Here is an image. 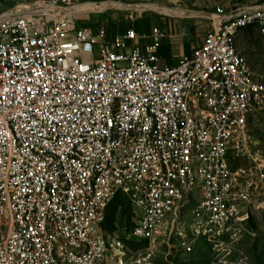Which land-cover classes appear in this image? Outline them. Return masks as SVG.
Returning <instances> with one entry per match:
<instances>
[{
    "label": "built area",
    "instance_id": "obj_1",
    "mask_svg": "<svg viewBox=\"0 0 264 264\" xmlns=\"http://www.w3.org/2000/svg\"><path fill=\"white\" fill-rule=\"evenodd\" d=\"M123 1L0 16V264H156L172 237L229 256L264 211V71L236 42L255 30L264 48V6L217 7L202 45L161 66L159 27L142 46L81 26ZM119 193L124 236L103 227Z\"/></svg>",
    "mask_w": 264,
    "mask_h": 264
},
{
    "label": "crops",
    "instance_id": "obj_2",
    "mask_svg": "<svg viewBox=\"0 0 264 264\" xmlns=\"http://www.w3.org/2000/svg\"><path fill=\"white\" fill-rule=\"evenodd\" d=\"M122 4L108 11L96 12L106 15L108 27L101 21L91 23V15L88 19L86 17L81 26L92 29L103 26L108 39L134 29L142 46L152 43V29L159 27L165 35L157 53L159 63L161 66H173L182 57L191 54L195 48L202 45L206 32L217 17V7L230 12L237 7L264 6V0H162L161 3L155 0H125ZM131 5L133 6L130 7ZM140 5L147 7L139 9ZM134 11L146 13L138 17L134 15ZM121 12L128 14L121 16ZM255 33L257 31L248 30L244 31V38H240V34L237 37V48L246 57L253 55L257 46L263 48L259 35L260 41L257 43ZM249 63L251 65L250 61Z\"/></svg>",
    "mask_w": 264,
    "mask_h": 264
},
{
    "label": "rangeland",
    "instance_id": "obj_3",
    "mask_svg": "<svg viewBox=\"0 0 264 264\" xmlns=\"http://www.w3.org/2000/svg\"><path fill=\"white\" fill-rule=\"evenodd\" d=\"M36 1L38 0H0V16L13 12L22 5L33 4ZM155 1L161 3L162 0ZM121 13V16L128 14L127 12ZM143 13L146 12L134 11V15H138V17H142ZM106 20L105 14L96 13L91 15L90 22L94 24L96 21H101L106 23L105 26L108 27L109 22ZM239 37L244 38V31H241ZM255 39L257 43L260 41L257 33H255ZM252 54L247 55V59L251 62L253 70L256 73L263 72L264 49L257 46ZM108 215L107 228L111 229V232L124 236L130 230L131 206L127 199L122 196L119 197L109 208ZM176 247L177 242L173 237L161 243L158 247L159 256L156 264H264V211L256 212L247 222L243 235L229 256H217L203 246L191 254L182 251L177 252Z\"/></svg>",
    "mask_w": 264,
    "mask_h": 264
},
{
    "label": "trees",
    "instance_id": "obj_4",
    "mask_svg": "<svg viewBox=\"0 0 264 264\" xmlns=\"http://www.w3.org/2000/svg\"><path fill=\"white\" fill-rule=\"evenodd\" d=\"M124 197L125 199H127V201H128V203H129V205L131 206V215H130V217L132 218V205H131V203H130V200H129V198L126 196V195H124V194H122V193H119L116 197H115V199L113 200V202L111 203V205L119 198V197ZM111 205L109 206V208L111 207ZM109 208H108V210H107V214H106V220H105V223H104V225H103V227L106 229V230H108V231H111V229H108L107 228V225H108V219H109V215H108V212H109ZM131 221H129V227L131 228ZM129 228V229H130ZM201 246H203V247H206L205 246V243L203 242V241H200V242H198L197 243V245L195 246V250H194V252L196 251V249H199ZM211 251V250H210ZM212 252V251H211Z\"/></svg>",
    "mask_w": 264,
    "mask_h": 264
},
{
    "label": "bare ground",
    "instance_id": "obj_5",
    "mask_svg": "<svg viewBox=\"0 0 264 264\" xmlns=\"http://www.w3.org/2000/svg\"><path fill=\"white\" fill-rule=\"evenodd\" d=\"M106 6V5H105ZM105 6H94V5H87L86 7H85V9H87V10H92V11H98V10H101V9H103ZM140 9L141 8H143V9H145L146 7H147V5H140V6H138ZM145 7V8H144ZM151 7V6H150ZM25 8V6L24 5H22V6H20V7H18L17 9H16V11H19L20 9H24ZM149 8V7H148ZM156 8V7H155Z\"/></svg>",
    "mask_w": 264,
    "mask_h": 264
}]
</instances>
